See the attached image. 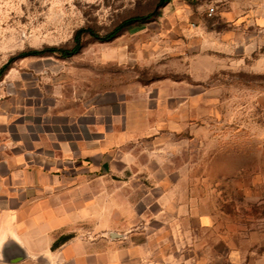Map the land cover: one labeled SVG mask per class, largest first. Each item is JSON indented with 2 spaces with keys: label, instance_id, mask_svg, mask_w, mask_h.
Returning a JSON list of instances; mask_svg holds the SVG:
<instances>
[{
  "label": "rangeland",
  "instance_id": "rangeland-1",
  "mask_svg": "<svg viewBox=\"0 0 264 264\" xmlns=\"http://www.w3.org/2000/svg\"><path fill=\"white\" fill-rule=\"evenodd\" d=\"M156 3L0 0V120L30 124H17V134L44 122L68 136L67 120L94 116L124 130L127 169L82 180L98 191L112 184L116 239L147 244L172 264H228L234 247L248 259L249 248L264 246V69L225 63L208 42L232 30L225 19L240 8L261 10L250 18L264 24V0H169L111 41L82 37L76 55L22 56L68 48L76 31L103 34ZM204 211L210 228L198 224Z\"/></svg>",
  "mask_w": 264,
  "mask_h": 264
},
{
  "label": "crops",
  "instance_id": "crops-1",
  "mask_svg": "<svg viewBox=\"0 0 264 264\" xmlns=\"http://www.w3.org/2000/svg\"><path fill=\"white\" fill-rule=\"evenodd\" d=\"M254 13L262 11L240 8L237 18L226 17L225 21L234 20L232 30L224 29L208 43L222 53L225 63L246 64L250 59L260 71L264 69V29L261 34L256 31L264 24L250 18ZM249 25L253 26L246 32ZM258 48L263 51L252 59ZM93 118L83 125L67 120L68 136L44 122L40 130L25 128L17 134L13 130L17 124H30L0 120V264H172L162 261L147 244L129 245L110 236L116 222L112 184L98 191L96 184L82 180L127 169L129 156L122 151L126 132L109 130L101 118ZM118 160L122 168L115 166ZM117 221L120 224L121 217ZM214 221L213 214L204 211L198 224L210 228ZM64 235L68 238L52 248ZM248 251L246 259L234 247L228 264H264V246Z\"/></svg>",
  "mask_w": 264,
  "mask_h": 264
},
{
  "label": "trees",
  "instance_id": "trees-1",
  "mask_svg": "<svg viewBox=\"0 0 264 264\" xmlns=\"http://www.w3.org/2000/svg\"><path fill=\"white\" fill-rule=\"evenodd\" d=\"M169 0H157L155 9L146 14H133L121 19L111 29L105 31L103 34H98L93 28L80 29L75 32L74 42L68 48H44L41 50H31L24 52L22 56H42L46 54H53L60 58L70 57L78 54L84 46L82 37L88 36L89 38L98 42H108L119 36L125 29L144 23L159 15V10L164 7ZM3 76V71L0 72V78ZM67 236L58 237L52 244V248L57 247L60 243L65 241Z\"/></svg>",
  "mask_w": 264,
  "mask_h": 264
},
{
  "label": "water",
  "instance_id": "water-1",
  "mask_svg": "<svg viewBox=\"0 0 264 264\" xmlns=\"http://www.w3.org/2000/svg\"><path fill=\"white\" fill-rule=\"evenodd\" d=\"M110 236L111 237H118L119 235L118 234H115V233H110Z\"/></svg>",
  "mask_w": 264,
  "mask_h": 264
},
{
  "label": "built area",
  "instance_id": "built-area-1",
  "mask_svg": "<svg viewBox=\"0 0 264 264\" xmlns=\"http://www.w3.org/2000/svg\"><path fill=\"white\" fill-rule=\"evenodd\" d=\"M213 10H214L213 8H209L208 13L211 14L213 12Z\"/></svg>",
  "mask_w": 264,
  "mask_h": 264
}]
</instances>
